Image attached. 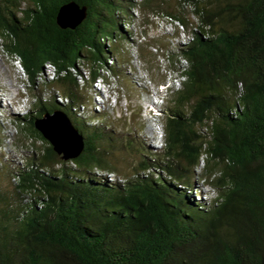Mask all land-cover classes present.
<instances>
[{
	"label": "trees",
	"instance_id": "1",
	"mask_svg": "<svg viewBox=\"0 0 264 264\" xmlns=\"http://www.w3.org/2000/svg\"><path fill=\"white\" fill-rule=\"evenodd\" d=\"M69 2L87 7L72 29L57 21ZM129 7L162 11L192 39L169 51L183 80L163 146L119 177L120 134L78 75L84 65L94 84L114 72ZM0 46L31 89L51 66L62 98L51 92L16 117L19 142L38 152L16 169L0 161V264H264V0H0ZM55 109L82 134L74 159L35 128ZM197 178L216 190L208 205Z\"/></svg>",
	"mask_w": 264,
	"mask_h": 264
},
{
	"label": "rangeland",
	"instance_id": "2",
	"mask_svg": "<svg viewBox=\"0 0 264 264\" xmlns=\"http://www.w3.org/2000/svg\"><path fill=\"white\" fill-rule=\"evenodd\" d=\"M129 9V23L122 24L123 34L117 35L113 58L108 60L114 66V72H104L102 79L94 84L87 81L88 72L84 65H79L82 76L78 75L80 83L88 85L84 92L96 94L95 110L104 109L108 116L107 124L120 134L118 144L123 146V151H117L113 157L122 171L119 177L130 175L134 167L140 166L142 153H151L149 146L156 149L163 146L160 135L165 110L171 103L169 92H165L164 87L173 84L172 79L178 78L181 71L171 66L169 51L176 49L173 43L179 40L177 36L184 40L188 33L183 25L170 24L162 11L147 13L139 8ZM176 67H179L178 62ZM53 75V68L40 73L31 89L19 63L0 46V161L6 160L7 165L15 169L25 166V158L38 152L30 141L19 142L16 117L24 114L39 98L47 102L51 92L58 93L51 87ZM179 80L181 83V78L175 81L176 87L180 85ZM56 97L61 99L59 95ZM36 144L45 145L41 141ZM200 171L201 168L198 169ZM153 172L156 175L160 171L156 169ZM108 176L112 179L111 175ZM4 178L2 183L8 186L9 178ZM196 184L202 196L195 198L208 205L216 196V190L198 178ZM192 193L194 195V191Z\"/></svg>",
	"mask_w": 264,
	"mask_h": 264
},
{
	"label": "water",
	"instance_id": "3",
	"mask_svg": "<svg viewBox=\"0 0 264 264\" xmlns=\"http://www.w3.org/2000/svg\"><path fill=\"white\" fill-rule=\"evenodd\" d=\"M86 15V6L69 2L60 7L57 21L62 28L72 29L81 23ZM34 125L62 159H74L82 152L84 148L82 134L64 111L55 109L47 112L35 118Z\"/></svg>",
	"mask_w": 264,
	"mask_h": 264
},
{
	"label": "clouds",
	"instance_id": "4",
	"mask_svg": "<svg viewBox=\"0 0 264 264\" xmlns=\"http://www.w3.org/2000/svg\"><path fill=\"white\" fill-rule=\"evenodd\" d=\"M168 18V20L170 21V24H175V25H178V24H180L179 22H177V21H172V19H170V17H167ZM182 25V24H181ZM188 30V29H187ZM190 30V29H189ZM188 30V31H189ZM190 32H188L187 33V37L185 36V39L184 40H180V37L179 36H177V38H179V40H176L173 44L176 46L177 44H186L190 39H192V37L190 36V34H189ZM48 68H52L51 66H47L46 67V69H45V71L48 69ZM54 70V69H53ZM44 71V72H45ZM43 72V73H44ZM181 72V71H180ZM102 76H103V74H102ZM178 76V75H177ZM55 77V75H53V78ZM52 78V79H53ZM178 78L180 79L181 78V82H182V80H183V77L179 74V76H178ZM178 78H176V79H178ZM51 79V80H52ZM87 79H89L88 78V76H87ZM100 79H102V77L100 78ZM176 79H172V81L171 82H173V84H171V85H167L166 87H164V90H165V92H171V90L172 89H175V88H179L180 86H181V83H180V80H179V83H180V85H178L177 87H176V85H174L175 84V81H176ZM99 80V79H98ZM97 80V81H98ZM96 81V82H97ZM95 82V83H96ZM54 94H55V92H54ZM56 95H59V93H57V94H55V96ZM91 95V94H90ZM95 95L96 94H94V95H91V97H92V102L90 103V107H91V104L93 105L92 107H91V109H93V110H95V106H96V104H97V102L96 101H94V99H95ZM50 96V95H49ZM60 97V96H59ZM57 98V97H56ZM62 100V98L60 99V101ZM60 110V109H59ZM97 111V110H96ZM98 112H104V113H106L105 112V110L103 109V110H99ZM161 136V139L163 140V131H162V134L160 135Z\"/></svg>",
	"mask_w": 264,
	"mask_h": 264
},
{
	"label": "bare ground",
	"instance_id": "5",
	"mask_svg": "<svg viewBox=\"0 0 264 264\" xmlns=\"http://www.w3.org/2000/svg\"><path fill=\"white\" fill-rule=\"evenodd\" d=\"M57 99V98H56ZM58 100V99H57ZM58 101H60V100H58ZM97 102V101H96ZM99 104H100V102H99ZM98 106V105H97ZM99 106H101V105H99Z\"/></svg>",
	"mask_w": 264,
	"mask_h": 264
}]
</instances>
